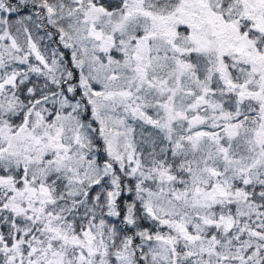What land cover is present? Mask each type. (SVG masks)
I'll return each instance as SVG.
<instances>
[{"label":"snow or ice","instance_id":"snow-or-ice-1","mask_svg":"<svg viewBox=\"0 0 264 264\" xmlns=\"http://www.w3.org/2000/svg\"><path fill=\"white\" fill-rule=\"evenodd\" d=\"M0 264H264V0H0Z\"/></svg>","mask_w":264,"mask_h":264}]
</instances>
